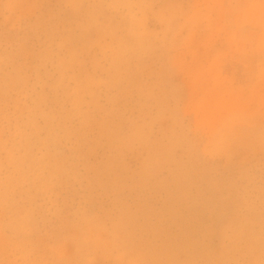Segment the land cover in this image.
<instances>
[{
	"label": "rangeland",
	"instance_id": "rangeland-1",
	"mask_svg": "<svg viewBox=\"0 0 264 264\" xmlns=\"http://www.w3.org/2000/svg\"><path fill=\"white\" fill-rule=\"evenodd\" d=\"M0 264H264V0H0Z\"/></svg>",
	"mask_w": 264,
	"mask_h": 264
}]
</instances>
